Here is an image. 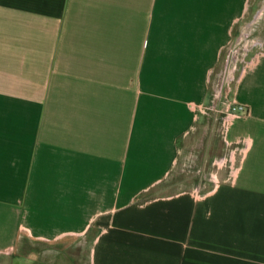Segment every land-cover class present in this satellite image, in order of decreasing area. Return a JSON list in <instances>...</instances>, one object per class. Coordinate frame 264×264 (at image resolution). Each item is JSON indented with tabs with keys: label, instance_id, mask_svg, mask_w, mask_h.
Listing matches in <instances>:
<instances>
[{
	"label": "crops",
	"instance_id": "0c3cea01",
	"mask_svg": "<svg viewBox=\"0 0 264 264\" xmlns=\"http://www.w3.org/2000/svg\"><path fill=\"white\" fill-rule=\"evenodd\" d=\"M250 1L0 0V264L67 239L89 264H264V52L214 185L157 187L197 126L218 135L211 80Z\"/></svg>",
	"mask_w": 264,
	"mask_h": 264
},
{
	"label": "rangeland",
	"instance_id": "374dc122",
	"mask_svg": "<svg viewBox=\"0 0 264 264\" xmlns=\"http://www.w3.org/2000/svg\"><path fill=\"white\" fill-rule=\"evenodd\" d=\"M250 2L251 5L247 12L238 22L241 29L240 34L237 38L233 36L227 44L228 47L223 49L219 65L215 70L217 72L221 68L220 75H214V82L211 84L213 101L210 102L211 110L209 112L212 114V122L217 127L218 135L216 130L211 131L212 128L208 127L202 130L201 126H197L189 133V140L178 155L172 169L167 177L157 185L164 192L180 189L190 190L193 183H196L202 192L214 185L213 175L219 170L218 165L221 159L217 160L216 158L219 148L217 137L220 136V139H223V133H220L222 132L220 130H224V126L228 122L226 120L222 123L220 115L225 116L226 112L231 110L226 98L231 100L230 90L239 72L264 47V0H251ZM239 37L241 38L239 39ZM223 62L226 63L227 68L222 69ZM209 125L212 126V124ZM226 146L229 147V145ZM228 147L227 152L229 151ZM223 157L225 158L223 163L230 158L229 155H223ZM231 166H233L232 163ZM195 168L198 170L193 171L192 169ZM204 184L205 186H203ZM75 242V239H67L63 245L57 248L53 245L46 246L40 241L26 242L19 252L20 255L18 252H14L19 255L18 257H15L14 253L7 255L2 264H89V244L79 245Z\"/></svg>",
	"mask_w": 264,
	"mask_h": 264
},
{
	"label": "built area",
	"instance_id": "2783aa9c",
	"mask_svg": "<svg viewBox=\"0 0 264 264\" xmlns=\"http://www.w3.org/2000/svg\"><path fill=\"white\" fill-rule=\"evenodd\" d=\"M228 47V46H226ZM262 52H264V47L263 49L261 50ZM259 51V52H261ZM258 53V52H257ZM226 63H227V58H226ZM226 63L222 64V69L223 68H227L226 66ZM220 72H221V68L219 71L217 72H214L213 73V76H219L220 75ZM212 83L214 82V78L212 77ZM215 91V89H213ZM212 91V90H211ZM211 95H212V92H210ZM214 94V92H213ZM213 101L212 99V96L210 98V102ZM226 102H228V104L231 106V110L229 112H226L225 116L222 114L220 115V119H221V122L224 123L226 120L229 122L231 119L233 118H244L246 116H248V110H247V107L241 103H237V102H234V101H231L229 100L228 98H226ZM211 108H210V103L207 105V108L205 109V112L207 111H210Z\"/></svg>",
	"mask_w": 264,
	"mask_h": 264
}]
</instances>
